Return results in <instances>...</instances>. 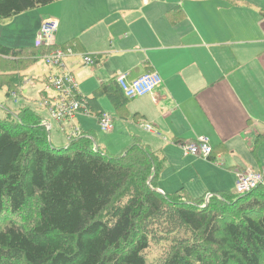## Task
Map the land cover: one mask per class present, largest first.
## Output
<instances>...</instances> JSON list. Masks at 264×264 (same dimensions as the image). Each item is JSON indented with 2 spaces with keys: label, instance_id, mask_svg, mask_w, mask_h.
Listing matches in <instances>:
<instances>
[{
  "label": "trees",
  "instance_id": "1",
  "mask_svg": "<svg viewBox=\"0 0 264 264\" xmlns=\"http://www.w3.org/2000/svg\"><path fill=\"white\" fill-rule=\"evenodd\" d=\"M56 1L0 0V20ZM75 42L60 47L80 54ZM51 50L0 44L7 99ZM75 95L85 104L79 112L100 121L106 113L98 101L107 97L117 118L128 119L117 77L93 98ZM50 135L29 106L0 117V264H264V184L245 195L220 192L207 203L184 189L162 194L163 159L138 138L111 156L84 134L62 148L51 146ZM215 156L213 150L209 159ZM161 243L168 247L152 263L147 254Z\"/></svg>",
  "mask_w": 264,
  "mask_h": 264
},
{
  "label": "crops",
  "instance_id": "2",
  "mask_svg": "<svg viewBox=\"0 0 264 264\" xmlns=\"http://www.w3.org/2000/svg\"><path fill=\"white\" fill-rule=\"evenodd\" d=\"M95 2L58 0L38 10L30 46L35 45L43 21L57 19L58 45L76 41V52L96 58L94 65H85L89 67L86 78L77 88L84 99L91 91L89 87L82 90L86 81L99 88L119 76L129 83L148 72L161 76L162 84L152 95L129 100L127 120L115 114L114 123L117 119L123 126L107 135L122 133V142L105 143V150L114 147L123 151L138 138L166 163L168 159V167L174 168L178 156L189 161L194 157L192 168L197 178L198 170L204 177L205 164H214L212 168L221 172L220 162L225 156L237 159L240 151L249 153L246 159L254 155L261 164L264 0H104L103 4L98 2L99 8ZM3 38L6 42L0 38V44L7 47L25 45V41L10 43L9 37ZM42 97L44 102L49 99L46 94ZM55 123L65 146L77 130L90 137L95 148H101L93 130V126L100 130L98 118L77 112L73 118ZM145 125H151L154 132L147 131ZM45 126L53 129L52 125ZM200 138L209 139L216 158L183 153L184 142ZM164 167L157 181L162 194L176 187L169 184ZM247 169L252 168L233 172L235 182ZM234 185L217 182L221 190Z\"/></svg>",
  "mask_w": 264,
  "mask_h": 264
},
{
  "label": "rangeland",
  "instance_id": "3",
  "mask_svg": "<svg viewBox=\"0 0 264 264\" xmlns=\"http://www.w3.org/2000/svg\"><path fill=\"white\" fill-rule=\"evenodd\" d=\"M88 1H97L95 2V7L99 8V3L103 4L104 0H88ZM46 7V6H45ZM45 7L38 8L35 10H29L28 12L18 15L10 20L1 21L0 20V38L4 42L7 38L8 42L10 43H21L25 41V45H21L20 47H34L30 46L31 44V35L33 29L35 27L36 22H38L39 14L38 10L45 9ZM91 14H94L92 11H88ZM44 22V21H43ZM43 24V23H42ZM42 26V25H41ZM2 28L4 31L1 33ZM41 29V28H40ZM101 31V28L99 29ZM38 36V35H37ZM37 39V37H36ZM36 42V41H35ZM59 46V45H58ZM77 55L72 58H65L64 64L66 65V70L64 71L67 74H71L72 77L78 85H82L84 79L86 78V71L89 67H86L84 64L83 57ZM44 59H39L26 73L25 81L19 91V94L14 96L13 99L6 98V89L0 90V117H5L7 111L11 113H18L19 110L24 106H29L34 111L37 112L38 115L44 119L46 125H52L53 129L51 130L50 140L52 141V145L54 148L65 147V141L62 136L58 133V128L53 119L50 110L54 107L55 96L57 95V91L53 88H48L50 83L48 82L49 77H57L61 76L62 72L59 68L53 67L45 63ZM91 81H86L85 86L82 87V90L89 87L88 89L91 90L90 93L88 92L85 97L93 98L94 93L99 89L98 87H92L93 85ZM87 89V90H88ZM47 95L49 99H51V105L45 106V102L43 101L42 95ZM59 95V93H58ZM99 103L106 115L111 116L112 118L115 117L116 113L113 110L112 104L107 97H101L99 99ZM108 113V114H107ZM96 118L95 116H93ZM57 122V121H56ZM95 123V122H94ZM123 124L119 123L116 119V123H114V128L122 127ZM93 130L97 132L98 140L101 142L99 143L101 150L104 151L106 154L111 156H119V154L125 151L128 147L132 146L134 142L126 147L123 151H117L116 148L112 147L111 149L108 147V151L105 150V143L114 141L118 145L122 142V133H119L116 137H112L103 133L101 130H98L96 126H93ZM264 130V128H263ZM114 131V130H113ZM113 133V132H112ZM115 133V132H114ZM113 133V134H114ZM112 134V135H113ZM117 134V133H116ZM64 136V134H63ZM66 136H64L65 138ZM98 141V142H99ZM105 145V146H104ZM258 154L260 156L261 164L259 165L255 161V156L249 157L248 159V152L247 151H240L237 159H229L227 156L220 162L223 168H220L222 171L218 172L212 166L214 164H205L204 170H202L203 175L201 176L200 171L198 170V178L195 177L194 170L192 168V159L190 157L189 160H182L180 156L177 158V162H175L174 168L168 167L169 161L167 159H163V166L165 170V176L169 178V184L171 186H176L174 189H170V191H166V194L173 195L177 191L184 189L186 192L189 193V196L195 198L206 197L208 195L218 194L220 192H235V185L232 188L221 190L217 187V182L225 183L227 186H230L232 182H235V178L233 177V172L237 169L245 168H252L255 172H261L262 169L264 170V143L259 145ZM183 150V149H182ZM184 153V152H183ZM197 159V158H195ZM172 160V159H171ZM188 172H191L188 176ZM178 176V179H177ZM200 179L202 181H200ZM209 180V181H205ZM205 181V182H204ZM163 188V187H161ZM159 192V191H158ZM205 202L207 203V197L205 198ZM20 218L26 219L33 222L32 216L28 213H22ZM168 247V243H161L160 245L153 246V250L147 254V259L150 260L152 263L157 262L159 258L162 257L164 251H166Z\"/></svg>",
  "mask_w": 264,
  "mask_h": 264
},
{
  "label": "built area",
  "instance_id": "4",
  "mask_svg": "<svg viewBox=\"0 0 264 264\" xmlns=\"http://www.w3.org/2000/svg\"><path fill=\"white\" fill-rule=\"evenodd\" d=\"M58 27L59 21H57V19H45L38 33L35 46L44 49H52L41 59H44L46 61L45 63L48 65L59 68L63 71L61 76L48 78V82L50 83L48 88L52 87L59 93L50 113L55 121L63 122L67 119L73 118L80 109L85 107V104L76 98L75 92H78L76 81L70 73L67 74L64 72L66 70L64 59L72 58L77 54L72 48L63 49L58 46L56 37ZM79 56L83 57L86 66H92L95 64V58L93 56L88 54H79ZM117 82L125 98L128 100H134L152 95L159 85L162 84V78L157 72H148L130 83L124 76H119L117 77ZM45 104V106H50L51 100L47 99ZM99 123L100 130L103 133L109 134L114 129V120L109 115H103ZM144 128L149 132H154L151 125H145ZM80 134L81 133L76 130L73 133L75 136H72L71 138L78 137ZM182 149L186 155L189 154L204 159H208L213 152V147L210 145V141L207 138H200L194 142H184ZM263 178L264 175L255 172L252 169L244 170L238 175L235 185V194L245 195V193L248 194L254 191L264 184ZM211 198L212 195L207 196V200Z\"/></svg>",
  "mask_w": 264,
  "mask_h": 264
},
{
  "label": "bare ground",
  "instance_id": "5",
  "mask_svg": "<svg viewBox=\"0 0 264 264\" xmlns=\"http://www.w3.org/2000/svg\"><path fill=\"white\" fill-rule=\"evenodd\" d=\"M258 173H261V172H258ZM262 175H264L263 173H261Z\"/></svg>",
  "mask_w": 264,
  "mask_h": 264
}]
</instances>
